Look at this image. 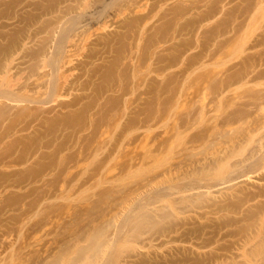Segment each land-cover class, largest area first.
<instances>
[{
  "label": "rangeland",
  "instance_id": "obj_1",
  "mask_svg": "<svg viewBox=\"0 0 264 264\" xmlns=\"http://www.w3.org/2000/svg\"><path fill=\"white\" fill-rule=\"evenodd\" d=\"M0 82V264H264V0H0Z\"/></svg>",
  "mask_w": 264,
  "mask_h": 264
},
{
  "label": "bare ground",
  "instance_id": "obj_2",
  "mask_svg": "<svg viewBox=\"0 0 264 264\" xmlns=\"http://www.w3.org/2000/svg\"><path fill=\"white\" fill-rule=\"evenodd\" d=\"M87 19V18H86ZM90 19V18H89ZM86 23V22H85ZM86 25V24H85ZM89 34V33H88ZM84 36V35H83ZM63 39V38H62ZM73 40V39H72ZM75 40V39H74ZM66 59H68V58H66ZM68 61V60H67ZM71 61V60H70ZM69 62V61H68ZM63 63H64V61H63ZM67 63V62H66ZM65 64V63H64ZM42 66V65H41ZM61 66V65H60ZM63 67V66H62ZM61 67V68H62ZM43 68V67H42ZM56 69V68H55ZM59 70V69H58ZM60 70H62V69H60ZM59 72V71H58ZM55 73V72H54ZM69 73V72H68ZM43 74V73H42ZM41 74V75H42ZM56 74V73H55ZM54 75V74H53ZM64 75V74H63ZM43 76V75H42ZM66 76V75H65ZM72 76V75H71ZM66 77H68L69 78V76H66ZM61 78H62V76H61ZM41 79V78H40ZM63 79V78H62ZM64 80V79H63ZM65 80H67V79H65ZM65 80H64V82H65ZM38 81V80H37ZM40 81V80H39ZM68 81V80H67ZM66 81V82H67ZM2 82V81H1ZM0 82V83H1ZM52 82V81H51ZM68 83H70V82H68ZM73 83V82H72ZM71 84V83H70ZM83 84H85V83H83ZM9 85V84H8ZM36 85H38V84H36ZM63 85L65 86L66 85V83L64 84L63 83ZM68 85V84H67ZM9 86H11V85H9ZM15 86V85H14ZM83 86V85H82ZM63 87V86H62ZM66 87V86H65ZM70 87H71V85H70ZM68 89H69V87H67ZM68 89H64V90H68ZM62 90V89H61ZM7 91H9V90H7ZM4 94V93H3ZM15 95V94H14ZM2 96V95H1ZM0 96V97H1ZM12 96V95H11ZM17 96V95H16ZM19 96V95H18ZM17 96V97H18ZM2 97H4V99H7V101L9 100V97H5V96H2ZM13 97V96H12ZM17 97H15V101L16 100H18V99H16ZM21 97V96H20ZM26 97V96H25ZM11 99V102H12V98H10ZM13 99H14V97H13ZM23 99V101L25 102V101H27V100H25V98H22ZM28 99H29V97H28ZM32 100H34V99H32ZM75 100V99H74ZM14 101V100H13ZM19 102L21 101V103L23 102L21 99L20 100H18ZM34 101H37V99L35 98V100ZM71 101H73V100H71ZM70 101V102H71ZM38 102V101H37ZM36 102V103H37ZM42 102V101H41ZM68 102H69V100H68ZM70 102L68 103L69 105H71L70 104ZM15 103H17V101L15 102ZM26 103V102H25ZM43 103H45V102H43ZM74 103H75V101H74ZM73 103V104H74ZM42 104V103H41ZM65 104L68 106V104H67V102H65ZM72 104V105H73ZM39 105H40V102H39ZM65 105V106H66ZM71 105V106H72ZM62 106V105H61ZM64 106V105H63ZM66 106V107H67ZM65 108V107H64ZM37 110H38V108H37ZM74 120V117L72 116V115H67L65 118H64V122H65V124H66V126L68 127V128H72L71 126H69L70 124H69V122H72ZM32 121V120H31ZM25 122H27V121H25ZM30 122V121H29ZM27 123V124H25V123H23V124H25V126L27 127V126H29L28 124H30V123ZM32 123V122H31ZM24 126V125H23ZM22 127V126H21ZM26 127H24V128H22V129H26ZM12 127H6L1 133H0V143L5 139V138H7V137H9L10 135H11V133H12ZM34 154V152L33 151H22L21 152V154L17 157V158H15V159H13V161H12V159H11V161H10V164L11 165H13V166H16V165H21V164H23L25 161H27L26 159H28L29 157H31L32 155ZM6 156H3V158H5ZM10 157V156H9ZM11 158H13V157H11ZM6 160H7V158H5ZM2 162V159L0 158V163ZM97 252H98V250H97Z\"/></svg>",
  "mask_w": 264,
  "mask_h": 264
}]
</instances>
